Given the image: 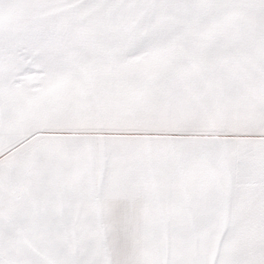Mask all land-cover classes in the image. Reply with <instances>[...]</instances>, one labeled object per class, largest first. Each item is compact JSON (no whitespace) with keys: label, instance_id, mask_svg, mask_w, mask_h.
Returning <instances> with one entry per match:
<instances>
[{"label":"snow or ice","instance_id":"6c2138e0","mask_svg":"<svg viewBox=\"0 0 264 264\" xmlns=\"http://www.w3.org/2000/svg\"><path fill=\"white\" fill-rule=\"evenodd\" d=\"M0 264H264V0H0Z\"/></svg>","mask_w":264,"mask_h":264}]
</instances>
